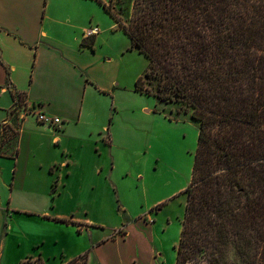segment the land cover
Returning a JSON list of instances; mask_svg holds the SVG:
<instances>
[{"label":"trees","instance_id":"obj_1","mask_svg":"<svg viewBox=\"0 0 264 264\" xmlns=\"http://www.w3.org/2000/svg\"><path fill=\"white\" fill-rule=\"evenodd\" d=\"M97 1L150 62L136 91L200 125L175 264H264V0H134L129 25Z\"/></svg>","mask_w":264,"mask_h":264},{"label":"crops","instance_id":"obj_2","mask_svg":"<svg viewBox=\"0 0 264 264\" xmlns=\"http://www.w3.org/2000/svg\"><path fill=\"white\" fill-rule=\"evenodd\" d=\"M98 8L104 10L97 0H0V264H66L86 252L98 253L101 264L112 254L116 264L130 257L129 234L114 238L102 232L91 239L93 225L66 215L60 203L73 168L83 169L90 159L99 175L113 170L100 161L103 151L83 142L112 145L114 127L89 113L97 103L104 110L118 105L123 87L119 72L126 48L101 50V28L92 36L95 50L82 45ZM112 27L124 32L116 22ZM27 103L60 118L62 128L35 116L19 121L18 107ZM9 125L17 128L16 143L6 134ZM55 218L76 222L79 231L63 230L68 225Z\"/></svg>","mask_w":264,"mask_h":264},{"label":"rangeland","instance_id":"obj_3","mask_svg":"<svg viewBox=\"0 0 264 264\" xmlns=\"http://www.w3.org/2000/svg\"><path fill=\"white\" fill-rule=\"evenodd\" d=\"M103 1L129 25L134 0ZM99 10L95 26L90 24V29L103 30L99 48L110 54L126 48L121 53L119 72L123 87L115 99L118 105L104 110L103 104L100 107L97 103L98 109L89 113L93 120H105L107 126L114 127L112 145L83 142L85 148L103 151L100 161L113 170L112 174L105 170L99 175L90 168L95 165L88 158L83 169L73 168L65 178L60 203L66 215L87 219L93 225L88 230L94 232L91 239L102 232L114 233V238L129 234L127 243L133 259L127 255L126 264H175L186 207L184 190L192 180L200 125L180 105L162 103L135 91V83L147 72L150 62L138 49H132L125 32L114 30L111 16ZM13 136L16 143V131ZM74 227L68 225L63 230L79 231ZM67 235L72 244L71 232ZM90 255V264H101L98 253ZM114 258L110 255L106 264H116ZM27 262L40 264L39 260Z\"/></svg>","mask_w":264,"mask_h":264},{"label":"built area","instance_id":"obj_4","mask_svg":"<svg viewBox=\"0 0 264 264\" xmlns=\"http://www.w3.org/2000/svg\"><path fill=\"white\" fill-rule=\"evenodd\" d=\"M98 31H99L98 28L92 27L91 29L88 30L86 34L87 38L95 36V34H97ZM18 109H20L18 113L19 121H23L27 116H35L37 120L43 125L57 126L59 127V129L62 128L63 121L60 120V118L47 116L46 114H44V112L37 110L38 108L35 105L30 106L27 103L22 107H18ZM9 126L12 127V125ZM11 127L7 129L6 134H9V136L12 137L14 131L17 132V128L16 127L11 128Z\"/></svg>","mask_w":264,"mask_h":264}]
</instances>
